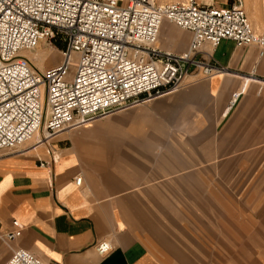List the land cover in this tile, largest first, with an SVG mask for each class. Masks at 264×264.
<instances>
[{
	"label": "crops",
	"instance_id": "1",
	"mask_svg": "<svg viewBox=\"0 0 264 264\" xmlns=\"http://www.w3.org/2000/svg\"><path fill=\"white\" fill-rule=\"evenodd\" d=\"M169 25L157 47L185 52L190 34ZM196 58L222 70L208 78L193 70L174 94L60 133L50 143L54 160L42 145L0 154V233L21 228L0 241V264L14 249L49 264H264V239L235 228L234 197L220 199L212 187L235 182L219 178L220 160L256 155L254 168L264 167V86L254 81H264V56L224 40ZM204 166L216 175L203 177ZM250 201L242 198V215ZM220 215L232 218L226 228ZM104 241L112 249L99 256Z\"/></svg>",
	"mask_w": 264,
	"mask_h": 264
},
{
	"label": "built area",
	"instance_id": "2",
	"mask_svg": "<svg viewBox=\"0 0 264 264\" xmlns=\"http://www.w3.org/2000/svg\"><path fill=\"white\" fill-rule=\"evenodd\" d=\"M164 21L190 34L185 52L157 47ZM224 40L264 56V27L250 24L242 0H0V154H21L36 138L32 148L54 160L50 143L60 133L174 94L193 70L206 78L222 70L196 56ZM40 43L61 48L59 64L40 71L22 54ZM14 225L1 242L20 236ZM111 249L95 245L99 256ZM5 264L49 263L14 249Z\"/></svg>",
	"mask_w": 264,
	"mask_h": 264
},
{
	"label": "rangeland",
	"instance_id": "3",
	"mask_svg": "<svg viewBox=\"0 0 264 264\" xmlns=\"http://www.w3.org/2000/svg\"><path fill=\"white\" fill-rule=\"evenodd\" d=\"M169 1H177V0H156L157 3H165ZM244 4V9L246 10V13L248 15L249 21L252 24V26L256 30H260L264 26V0H242ZM250 8V11L248 9ZM169 27L174 31L175 33H186L185 31L178 29L174 26L169 25ZM164 35V33H163ZM162 38V37H161ZM61 48L59 46H56L53 43H40L37 48L30 51V56L27 57L28 60L32 63L35 68H37L40 71H44L50 67H53L61 61V55H60ZM50 56L48 59H46V56ZM35 140L32 142L24 145L23 147H27L31 144H33ZM227 155L229 154H220L221 159L225 160L227 159ZM231 156L233 154H230ZM238 156L234 157L235 162H222L220 160L219 163V169L217 175L220 179L225 177H234L235 182L234 184H218L217 186H212L213 188H217V194L220 199L225 198L227 195H230L231 197H234V200L236 201V214L239 213V215H236L234 217V226L235 228H251V239L252 241H259L264 239V207L258 208L257 205L260 201V198L264 197V167L263 168H254V166L257 164V160H259V157L256 155H250L243 157L242 154H236ZM264 161V160H263ZM247 162V163H246ZM264 163V162H263ZM261 163V164H263ZM232 164L234 167H231ZM250 164V167L247 168L246 165ZM216 175L215 170L211 171L209 168H206V166L202 169V176L203 177H210ZM254 178V180H252ZM260 178V179H258ZM251 180L254 183H244L245 181ZM259 180V181H256ZM258 182V183H257ZM210 188L211 186H204V188ZM244 196H249L251 198L250 205L251 212L250 215H242V209H240V206L242 208V198ZM240 202V203H238ZM218 220V225L220 228H226L227 224H231V217L226 216H218L216 217Z\"/></svg>",
	"mask_w": 264,
	"mask_h": 264
},
{
	"label": "bare ground",
	"instance_id": "4",
	"mask_svg": "<svg viewBox=\"0 0 264 264\" xmlns=\"http://www.w3.org/2000/svg\"><path fill=\"white\" fill-rule=\"evenodd\" d=\"M264 8V7H263ZM249 20V19H248ZM250 22V21H249ZM251 24V23H250ZM252 25V24H251ZM264 27V26H263ZM262 29V28H261ZM25 57H26V55L29 57L30 56V54H29V52H24V53H22ZM50 56H48V54H47V56H46V59H48ZM27 58V57H26ZM192 77H194V76H192ZM239 77V76H238ZM195 79V78H194ZM191 80V79H190ZM193 80V79H192ZM249 80V79H248ZM247 82V81H246ZM35 139V141H36V138H34ZM34 139H32L30 142H32ZM30 142H28V143H30ZM28 143H26V144H28ZM26 144H24V145H26ZM23 145V146H24ZM22 146V148L21 149H23L24 147Z\"/></svg>",
	"mask_w": 264,
	"mask_h": 264
}]
</instances>
